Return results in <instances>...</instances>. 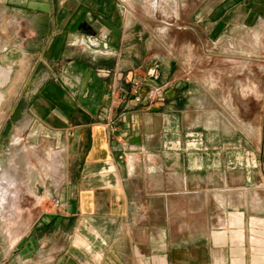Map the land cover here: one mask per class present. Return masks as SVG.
<instances>
[{
  "label": "crops",
  "instance_id": "crops-1",
  "mask_svg": "<svg viewBox=\"0 0 264 264\" xmlns=\"http://www.w3.org/2000/svg\"><path fill=\"white\" fill-rule=\"evenodd\" d=\"M134 1L0 0L1 133L23 118L28 142L56 144L40 159L54 176L41 196L0 177L25 195L21 234L1 229L0 264H264V92L245 89L261 119L246 123L244 148L232 134L190 136L206 124L199 89L182 58L158 53L177 40L157 38L154 12ZM204 5L198 29L264 39V0ZM154 81L163 100L149 97ZM37 153L26 151L31 168Z\"/></svg>",
  "mask_w": 264,
  "mask_h": 264
},
{
  "label": "rangeland",
  "instance_id": "rangeland-1",
  "mask_svg": "<svg viewBox=\"0 0 264 264\" xmlns=\"http://www.w3.org/2000/svg\"><path fill=\"white\" fill-rule=\"evenodd\" d=\"M201 1L135 0L134 4L142 14L145 10L154 12L152 16L156 19L151 23L157 26V38L166 35L174 41L177 40V44L174 43L172 47L159 46L158 53H171L182 58L185 77L192 82V86L199 89V95L195 97L200 104H203L206 124L203 127L191 128L190 136H196L197 132H200L198 135L203 132L206 136L216 133L232 134L237 139L236 148H244L245 143L240 135L248 131L246 123L251 121L258 124L261 119L260 103L255 101L254 95L251 97L248 94L245 95L244 92L245 89L253 94L256 89L259 94L264 92V39L255 35L258 32L255 27L252 31L237 32L238 37L233 40L230 37V34H234L232 32H222L219 36H214L211 31L198 29L196 24L202 21H198L195 8ZM211 4L212 0H205L206 10H209L208 7ZM187 11L189 12L186 14ZM142 16H144L141 17L142 19L148 21V15ZM187 22L192 28L181 29L180 26L186 25ZM207 22L208 20H205V23ZM168 23H172V26ZM185 40H187V45H184ZM179 41L184 42L181 45ZM134 81L139 82L137 87L134 86ZM131 83L136 93L135 88L140 89L143 79L135 77L131 79ZM164 87L165 84L154 81L151 84L149 97L163 100L165 98ZM20 116V112H17L15 117L20 119ZM3 119L2 116L0 118V177H3L5 173H11L20 182H29L35 195L41 196L44 184L47 188H52L54 176L47 171L40 159L45 157L47 151L55 149L56 144L52 142V139L42 135L36 142H28L23 118L14 122L6 132L1 133ZM218 120L219 123L214 128L211 124ZM30 145H36L38 149V155L32 154L31 160L34 168L27 163L26 151ZM190 146L195 145L190 144ZM10 178L17 183L13 177ZM35 195L29 197L30 200L24 204L29 208L26 213L28 219L36 218L39 211V207H32ZM54 199L53 203L57 204ZM28 212L31 214L29 215ZM3 225L0 220L1 251L9 247L8 239L1 231V229L5 230Z\"/></svg>",
  "mask_w": 264,
  "mask_h": 264
},
{
  "label": "bare ground",
  "instance_id": "bare-ground-1",
  "mask_svg": "<svg viewBox=\"0 0 264 264\" xmlns=\"http://www.w3.org/2000/svg\"><path fill=\"white\" fill-rule=\"evenodd\" d=\"M28 157H30V156H28ZM29 162L32 163L31 160ZM1 179H0V211H2V212L0 214L1 215L0 216V220L4 224L2 227L5 226L3 229H5V230H7L9 232H14L18 236V235L21 234V231L23 230L22 226H24V224L22 222V217H21L22 216V212H23V207L21 205V199L25 195L23 194L24 196L22 198H20V194L23 192V191L21 192V186L23 184L18 186V184L15 181H12V179L10 177H8V178L4 177V178H1ZM23 188H24V186H23ZM26 191H27V189H26ZM24 220H25V218H24ZM26 224H25V227H26ZM13 243L14 242H12V244Z\"/></svg>",
  "mask_w": 264,
  "mask_h": 264
},
{
  "label": "water",
  "instance_id": "water-1",
  "mask_svg": "<svg viewBox=\"0 0 264 264\" xmlns=\"http://www.w3.org/2000/svg\"><path fill=\"white\" fill-rule=\"evenodd\" d=\"M11 75V69L0 66V87L9 81Z\"/></svg>",
  "mask_w": 264,
  "mask_h": 264
},
{
  "label": "built area",
  "instance_id": "built-area-1",
  "mask_svg": "<svg viewBox=\"0 0 264 264\" xmlns=\"http://www.w3.org/2000/svg\"><path fill=\"white\" fill-rule=\"evenodd\" d=\"M134 83V86L135 87H137L138 85H139V82L138 81H134L133 82ZM136 89V93L138 92V90H137V88H135ZM135 99L137 100V101H140L141 100V97L139 96V95H137L136 97H135ZM55 200V202L58 204L59 203V199H54Z\"/></svg>",
  "mask_w": 264,
  "mask_h": 264
}]
</instances>
